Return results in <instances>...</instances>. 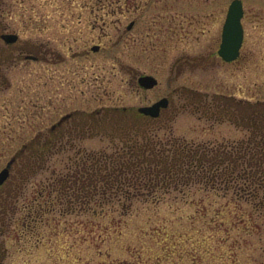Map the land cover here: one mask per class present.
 <instances>
[{"label":"rangeland","instance_id":"374dc122","mask_svg":"<svg viewBox=\"0 0 264 264\" xmlns=\"http://www.w3.org/2000/svg\"><path fill=\"white\" fill-rule=\"evenodd\" d=\"M232 1L0 0V172L69 113L137 111L164 97L170 106L151 124L160 139H247L248 130L197 108L218 96L264 102V0H242L244 43L228 63L218 51ZM5 33L18 43L5 44ZM12 50L16 60L1 64ZM145 75L158 85L142 88ZM111 140L95 129L76 132L35 175L29 161L19 177L11 173L4 264H264V209L233 191L194 184L158 199L92 203L72 213L56 202L52 212L34 214L47 200L42 188L67 171L78 149L110 153L120 146Z\"/></svg>","mask_w":264,"mask_h":264},{"label":"trees","instance_id":"16d2710c","mask_svg":"<svg viewBox=\"0 0 264 264\" xmlns=\"http://www.w3.org/2000/svg\"><path fill=\"white\" fill-rule=\"evenodd\" d=\"M197 108L207 118L226 120L248 130L249 137L220 145H195L175 137L163 140L151 126L157 119L130 109H101L80 116L55 134L34 139L14 163L13 175L19 177L28 161L35 175L55 148L70 146L64 141L69 133L82 136L95 129L112 138L114 145L118 140L120 146L110 153L78 149V157L67 171L42 188L41 197L47 200L34 208V214L52 212L56 202L62 213H72L90 210L92 203L158 199L164 191H181L194 184L225 193L233 191L251 198L255 208L264 209V102L218 96ZM2 201L3 194L0 204ZM13 209L11 206L10 212Z\"/></svg>","mask_w":264,"mask_h":264},{"label":"water","instance_id":"95a60500","mask_svg":"<svg viewBox=\"0 0 264 264\" xmlns=\"http://www.w3.org/2000/svg\"><path fill=\"white\" fill-rule=\"evenodd\" d=\"M244 16V5L242 0H233L229 6L227 17L222 30V41L218 51L219 56L225 62L231 63L239 59L241 49L244 43L245 31L242 23ZM133 24L130 25L132 27ZM129 27V28H130ZM16 34H3L2 39L6 43H15L18 40ZM94 51L99 50V47H94ZM139 85L144 89H152L158 85V80L149 75L139 78ZM169 99L163 98L151 106L140 107L138 111L146 116L158 118L162 109L167 108ZM66 118V117H65ZM15 161L13 157L7 166L0 172V186H2L10 175V170Z\"/></svg>","mask_w":264,"mask_h":264},{"label":"flooded vegetation","instance_id":"af4514ba","mask_svg":"<svg viewBox=\"0 0 264 264\" xmlns=\"http://www.w3.org/2000/svg\"><path fill=\"white\" fill-rule=\"evenodd\" d=\"M5 34H9V33H5ZM2 36V35H1ZM5 42V41H4ZM18 41H16L15 43H6L7 45H15L17 44ZM97 47V46H95ZM99 47V46H98ZM94 48V47H93ZM100 49V48H99ZM15 52L12 50L11 53L9 54V57L2 60L1 61V64H5V63H9V62H14L16 60V57H15ZM25 60H30V61H34V60H39L40 57L38 56H35V55H26ZM1 72V71H0ZM1 77V76H0ZM140 78V77H139ZM138 82H139V79H138ZM164 98H167V97H164ZM169 99V105L167 108L165 109H162L161 111V114L158 118H160L162 116V114L164 113V111H166L169 106H170V102H171V99ZM160 101V100H159ZM125 109V108H124ZM139 109V108H138ZM138 113H140L138 110H137ZM94 113V112H93ZM85 114H91V113H84V112H81V111H74L72 113H69L65 116H63L60 121H58L57 123H55L52 128L50 129L51 131V134H55L59 128L63 127V126H70L73 121H76V119H79L80 116H84ZM142 114V113H140ZM144 115V114H142ZM146 116V115H144ZM66 117V118H65ZM146 117H149V116H146ZM151 118V117H150ZM158 118H153V119H158ZM74 134L73 133H69V136L67 137L69 140H71V137L73 136ZM82 139V138H81ZM68 143H71L70 141ZM34 144V141L29 143L28 145H25L23 147V150H21L17 155H16V159H15V162L17 159H19L25 152V150L30 146ZM14 162V163H15ZM12 172V171H11ZM11 173L8 177V179L5 181L4 185L0 187V198L3 194V201L2 203L0 204V238L4 235L5 233V218L6 216L9 214V211L11 209V203L9 202L10 198H13L14 196V189L12 188V186L10 185L11 183ZM13 191V192H12ZM5 230V231H4ZM6 255H7V251L6 249L4 248V243H2V241H0V264H4L5 263V258H6Z\"/></svg>","mask_w":264,"mask_h":264}]
</instances>
